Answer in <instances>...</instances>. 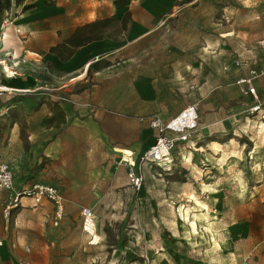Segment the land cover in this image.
Here are the masks:
<instances>
[{
    "label": "rangeland",
    "instance_id": "1",
    "mask_svg": "<svg viewBox=\"0 0 264 264\" xmlns=\"http://www.w3.org/2000/svg\"><path fill=\"white\" fill-rule=\"evenodd\" d=\"M248 79L263 99L246 97ZM74 82L25 102L41 109L22 121L36 155L0 190V264H264V0L186 2ZM191 106L198 126L175 141L174 166L142 162L161 135L152 121ZM32 182L56 185L62 208L29 198L6 218ZM82 207L95 219L84 224Z\"/></svg>",
    "mask_w": 264,
    "mask_h": 264
},
{
    "label": "crops",
    "instance_id": "2",
    "mask_svg": "<svg viewBox=\"0 0 264 264\" xmlns=\"http://www.w3.org/2000/svg\"><path fill=\"white\" fill-rule=\"evenodd\" d=\"M192 1L12 0L9 8L0 10V88L5 89L0 95V162L10 164L14 183L15 173L24 161L36 155L34 147L29 149V156L24 147L22 121L38 115L41 109L35 107L28 112L25 102L35 103L42 95H47V100L56 99L59 90L66 91L82 78L94 58L137 47L159 29L163 17L175 14V9ZM5 18L10 23L2 28ZM94 22L100 24L79 33L81 27ZM107 26L113 34L105 35ZM75 35L77 39L94 37L74 46L69 40ZM34 183L41 182L30 185ZM29 198L21 197L17 207L27 204ZM32 203L35 206L33 199ZM4 242L0 238L1 261L7 258L3 255L10 253ZM27 249L31 250L29 246Z\"/></svg>",
    "mask_w": 264,
    "mask_h": 264
},
{
    "label": "built area",
    "instance_id": "3",
    "mask_svg": "<svg viewBox=\"0 0 264 264\" xmlns=\"http://www.w3.org/2000/svg\"><path fill=\"white\" fill-rule=\"evenodd\" d=\"M10 21L5 18L2 21V28H4ZM9 74H14L5 68ZM248 83V90L250 93L254 94L255 98L258 99L256 88L252 84V79L246 80ZM247 90V91H248ZM5 91L4 88H0V95ZM247 93V92H246ZM259 107V106H258ZM181 117L178 116L168 122L166 125H162L160 120L154 119L152 121V127L158 128L161 135L156 139L155 143L144 152L140 158L142 162H149L154 164L163 170H169L174 166L173 149L175 146V141L177 140H187L191 136L193 130L198 126L199 115L196 106H191L186 108ZM165 130H170L178 134L177 138H172L164 134ZM134 164V163H131ZM130 181L132 185L139 189L142 186L143 175L133 169L130 172ZM14 186V172L7 162H0V190H12ZM23 196L31 197L34 200L35 205L40 204L45 198L55 202L58 206L62 208L63 196L58 188L54 185L34 183L29 188L22 190V192H17L13 198L14 204L7 208L5 216L8 218L10 209L17 206L19 200ZM81 214L84 217V224L93 216V211L89 207H82ZM28 251V249H27Z\"/></svg>",
    "mask_w": 264,
    "mask_h": 264
},
{
    "label": "trees",
    "instance_id": "4",
    "mask_svg": "<svg viewBox=\"0 0 264 264\" xmlns=\"http://www.w3.org/2000/svg\"><path fill=\"white\" fill-rule=\"evenodd\" d=\"M18 1V0H17ZM12 0H0V10H3L5 8H9L11 6ZM100 24V22H94L91 24H87L83 27H81L80 32L84 31V30H88L90 28H95ZM78 35V34H77ZM77 35H75V37H73L71 40H69V42L74 45V46H79L82 45L84 42L89 41L91 39H93L94 36L92 35H88L85 38H81V39H77ZM257 96L261 99H263V93L260 92L258 90ZM246 97H248L249 100H253V94L250 93V91L248 90L246 93ZM259 107H264V102H261V104L259 105Z\"/></svg>",
    "mask_w": 264,
    "mask_h": 264
},
{
    "label": "bare ground",
    "instance_id": "5",
    "mask_svg": "<svg viewBox=\"0 0 264 264\" xmlns=\"http://www.w3.org/2000/svg\"><path fill=\"white\" fill-rule=\"evenodd\" d=\"M183 115H185V113H182ZM181 117V115H179L178 116V119ZM134 163V162H133ZM206 214H204L203 216H205ZM95 218V215L93 214V216H92V218H90V219H94ZM205 219H207V218H205ZM86 224V223H85ZM194 227H195V224L193 225Z\"/></svg>",
    "mask_w": 264,
    "mask_h": 264
}]
</instances>
